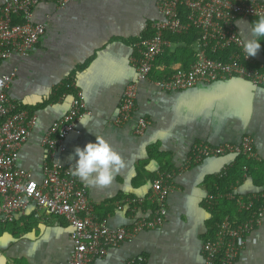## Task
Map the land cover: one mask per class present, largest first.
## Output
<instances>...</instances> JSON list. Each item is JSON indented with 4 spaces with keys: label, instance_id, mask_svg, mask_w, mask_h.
Here are the masks:
<instances>
[{
    "label": "crops",
    "instance_id": "0c3cea01",
    "mask_svg": "<svg viewBox=\"0 0 264 264\" xmlns=\"http://www.w3.org/2000/svg\"><path fill=\"white\" fill-rule=\"evenodd\" d=\"M158 19L155 0H76L63 9L42 2L33 8L31 22L44 26L43 36L26 58L13 57L0 65L1 74L16 69L7 95L34 118L18 151L17 166L36 182H41L42 165L48 161L42 139L69 109L73 93L66 85L75 84L84 104L81 118L87 123L84 126L78 120L77 132L65 139L63 151L54 159L71 165L74 160L68 157L75 147L94 142L95 136L121 157L124 166L106 186L88 187L77 177L95 214L110 227H129L138 218L152 217L153 181L159 172H176L166 196L163 224L108 250L93 264H203L202 242L212 225L213 234L216 229L204 197L235 157L207 158L178 174L193 143H239L248 135L258 163L264 166V89L244 79L198 84L171 93L139 82L133 119L113 125L124 89L136 80L133 58L137 52L132 45L150 36L151 24ZM249 25L237 23L245 39L251 36ZM177 48L171 42L167 50ZM154 67L168 76L182 65L170 61L167 66L156 60ZM138 118L149 121L139 136L133 132ZM257 188L247 176L235 193L246 196ZM35 214L30 205L15 213L12 222L0 223L4 264H65L69 259L72 245L66 222L45 212L37 218ZM234 264H264V219L247 237Z\"/></svg>",
    "mask_w": 264,
    "mask_h": 264
},
{
    "label": "built area",
    "instance_id": "2783aa9c",
    "mask_svg": "<svg viewBox=\"0 0 264 264\" xmlns=\"http://www.w3.org/2000/svg\"><path fill=\"white\" fill-rule=\"evenodd\" d=\"M76 0H1L0 4V65L13 57L26 58L44 34L42 24H33V8L42 2L54 3L63 9ZM160 15L151 24V35L133 43L137 52L133 58L136 80L123 91L113 125L130 122L135 113L138 83L150 82L165 92H180L198 84H211L227 79H244L255 88L264 89V62L246 57L243 39L237 28L238 21L249 23L264 15V0H155ZM15 19L18 22H15ZM195 30L199 42L194 48V61L187 69L176 67L162 79H152L155 61L171 47L166 35H178ZM16 69L0 73V223H10L14 214L30 205L49 217L63 219L70 229L72 250L65 264H93L102 259L110 249L141 232L161 226L167 213L168 195L175 171L159 172L152 183L150 197L155 204L153 216L138 218L129 227H110L105 219L94 212L85 186L69 173L71 165H62L54 158L64 149L69 135L77 132L76 123L83 116L82 95L74 83L66 85L72 102L67 112L51 124L42 143L47 147V159L42 165V180L36 182L29 173L17 166L20 147L27 141L29 129L34 123L32 115L19 109L8 97L7 90ZM149 125L145 118H138L135 135H142ZM242 155L247 160L258 161L252 139L242 136L239 143L223 142L211 145L193 143L185 158L180 174L207 158ZM233 162L225 166L217 176L226 178ZM243 177H247L244 168ZM236 187H215L206 193L204 202L213 212L216 204L233 202L236 214L225 215L216 223L211 239L201 245L203 264H234L240 257L245 241L264 219V186L251 194L240 196ZM136 202V201H133ZM140 203L141 201H137Z\"/></svg>",
    "mask_w": 264,
    "mask_h": 264
},
{
    "label": "trees",
    "instance_id": "16d2710c",
    "mask_svg": "<svg viewBox=\"0 0 264 264\" xmlns=\"http://www.w3.org/2000/svg\"><path fill=\"white\" fill-rule=\"evenodd\" d=\"M255 19L249 21V24L254 22ZM15 22H18L15 19ZM251 35V34H250ZM166 38L172 42L173 44H177L179 48L175 51L171 52L170 50H166L161 57L157 60L164 62L167 66L169 62H176L182 65L183 69H187L188 66L194 61V48L197 46L199 39L195 32V30L190 29L186 33L178 34V35H166ZM262 40L261 49L257 52V59L264 61V37L258 38ZM156 61L154 63V66ZM155 68V67H154ZM154 71V70H153ZM156 73V74H154ZM152 78L162 79L165 76V73L162 74L158 71H154ZM155 76V77H153ZM244 168L247 170V176L252 178L255 187L264 186V166L259 164L258 161L247 160L244 156L238 155L235 157L233 164L228 172L226 178L216 179L208 186L209 191H213L215 187L220 189H227L230 185L237 187V184L243 180V171ZM155 209V207H154ZM236 207L233 202L223 201L222 203L216 204V207L213 214V220L215 223L219 222L225 215H234L236 214ZM7 224V223H6ZM213 228V225H212ZM211 228V232L209 235L205 237L206 239H211L213 237V229Z\"/></svg>",
    "mask_w": 264,
    "mask_h": 264
},
{
    "label": "clouds",
    "instance_id": "9594fccd",
    "mask_svg": "<svg viewBox=\"0 0 264 264\" xmlns=\"http://www.w3.org/2000/svg\"><path fill=\"white\" fill-rule=\"evenodd\" d=\"M249 31L250 38L242 41L243 52L247 58L256 56L261 47L258 38L264 37V15L249 25ZM80 122L84 126L87 123L84 118H81ZM68 160H74L69 167V173L78 177L88 187L108 185L113 174L124 166L121 157L103 138L97 136L94 142H87L83 147H75ZM0 264H4L3 259H0Z\"/></svg>",
    "mask_w": 264,
    "mask_h": 264
},
{
    "label": "rangeland",
    "instance_id": "374dc122",
    "mask_svg": "<svg viewBox=\"0 0 264 264\" xmlns=\"http://www.w3.org/2000/svg\"><path fill=\"white\" fill-rule=\"evenodd\" d=\"M260 43H262V40H260ZM173 51V50H172Z\"/></svg>",
    "mask_w": 264,
    "mask_h": 264
},
{
    "label": "water",
    "instance_id": "95a60500",
    "mask_svg": "<svg viewBox=\"0 0 264 264\" xmlns=\"http://www.w3.org/2000/svg\"><path fill=\"white\" fill-rule=\"evenodd\" d=\"M231 157H234V156H231Z\"/></svg>",
    "mask_w": 264,
    "mask_h": 264
}]
</instances>
